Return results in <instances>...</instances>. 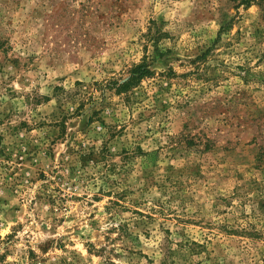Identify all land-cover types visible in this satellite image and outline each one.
Here are the masks:
<instances>
[{
    "label": "rangeland",
    "instance_id": "obj_1",
    "mask_svg": "<svg viewBox=\"0 0 264 264\" xmlns=\"http://www.w3.org/2000/svg\"><path fill=\"white\" fill-rule=\"evenodd\" d=\"M0 264H264V0H0Z\"/></svg>",
    "mask_w": 264,
    "mask_h": 264
},
{
    "label": "trees",
    "instance_id": "obj_2",
    "mask_svg": "<svg viewBox=\"0 0 264 264\" xmlns=\"http://www.w3.org/2000/svg\"><path fill=\"white\" fill-rule=\"evenodd\" d=\"M146 69L145 68H140V67H137L135 68L132 72H131V75L129 77V79L122 85H119L118 88H121V89H125V88H128L133 84V82L141 79L142 77H144V75H146Z\"/></svg>",
    "mask_w": 264,
    "mask_h": 264
}]
</instances>
